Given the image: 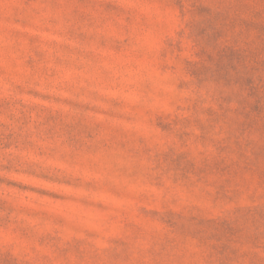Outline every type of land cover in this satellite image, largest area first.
Here are the masks:
<instances>
[{"label": "rangeland", "instance_id": "1", "mask_svg": "<svg viewBox=\"0 0 264 264\" xmlns=\"http://www.w3.org/2000/svg\"><path fill=\"white\" fill-rule=\"evenodd\" d=\"M0 264H264V0H0Z\"/></svg>", "mask_w": 264, "mask_h": 264}]
</instances>
